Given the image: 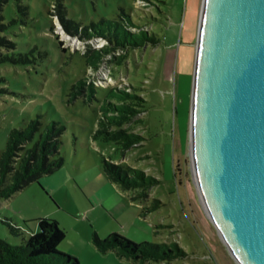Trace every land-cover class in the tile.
<instances>
[{
    "label": "rangeland",
    "instance_id": "374dc122",
    "mask_svg": "<svg viewBox=\"0 0 264 264\" xmlns=\"http://www.w3.org/2000/svg\"><path fill=\"white\" fill-rule=\"evenodd\" d=\"M58 1L9 0L3 7L9 28L0 36L16 46L5 47L0 42V152L6 148L12 128H26L38 117L41 130L30 147L51 123L65 127L59 137L64 165L38 183L26 185L28 191L15 196V205L39 207V202L27 195L35 189L43 204L56 210L58 205L64 206L54 216L61 218L59 227L66 228L69 238L75 232L68 220L84 236L91 232L94 238L97 233L100 240L115 232L140 243L176 242L188 255L171 264H238L208 217L192 172L190 113L202 0ZM19 4L27 7V15L20 12ZM122 12L161 39L157 45H145L128 54L122 66L109 62L113 82L98 89L96 98L101 99L110 86L131 83L145 96L147 112L141 114L145 121L135 131L147 140L123 156L113 142L92 139L99 101L70 100L72 84L90 77L93 71L84 57L88 45L79 26L99 23L103 17L118 19ZM74 24L78 34L73 32ZM124 26L131 25L124 22ZM99 45L101 42H93L94 47ZM26 53L29 62L13 60ZM103 158L139 167L159 179L161 183L153 186L149 195L165 205L142 217V206L130 204L132 192L115 186L121 193L115 194L109 186ZM40 184L50 194H44ZM3 217L34 227L33 220L16 215L11 207L0 210V237H9L12 241H7L13 245H19L20 238L12 236L1 221ZM79 220H84V228ZM93 238L95 251L76 247L82 253L80 258L75 256L81 264H135L114 253H103ZM82 251H87L86 256Z\"/></svg>",
    "mask_w": 264,
    "mask_h": 264
},
{
    "label": "water",
    "instance_id": "95a60500",
    "mask_svg": "<svg viewBox=\"0 0 264 264\" xmlns=\"http://www.w3.org/2000/svg\"><path fill=\"white\" fill-rule=\"evenodd\" d=\"M190 120L208 217L238 264H264V0H202Z\"/></svg>",
    "mask_w": 264,
    "mask_h": 264
},
{
    "label": "trees",
    "instance_id": "16d2710c",
    "mask_svg": "<svg viewBox=\"0 0 264 264\" xmlns=\"http://www.w3.org/2000/svg\"><path fill=\"white\" fill-rule=\"evenodd\" d=\"M8 1L0 0V35L9 28L3 15V7ZM18 8L21 13L27 15L26 6L19 4ZM61 13L64 17L65 13L63 11ZM118 19L103 17L99 23L79 26L82 39L87 41L88 48L84 57L90 69L97 71L109 56L111 63L122 66L128 54L145 45H157L161 41L155 33L144 29L143 25L134 22L131 16L124 12L119 14ZM124 22L135 27L136 30L133 31L131 26L125 27ZM72 29L78 34L79 29L76 24ZM94 39H102L105 44L101 47H93L91 42ZM0 42L5 47L16 46V43L9 41L5 36H0ZM18 56L17 59H13L15 62L24 64L30 61L28 53ZM98 89L100 88L89 76L82 78L72 84L70 100L83 97L85 102L92 103L97 99ZM97 100L99 101L98 122L91 133L93 140L113 142L116 152L121 154L144 144L147 139L143 134L135 131V127L145 121L141 114L147 112L145 96L141 94L139 88L131 83L110 86L105 96ZM41 122L38 117L28 122L26 128L15 127L10 130L6 148L0 152V200L8 199L32 182L38 183L40 178L53 174L64 165V159L59 152L61 145L59 137L65 127H57L59 122L48 125L34 145L29 146L36 133L41 130ZM103 161V170L108 179L120 189L133 192L132 202H142L141 216L145 217L154 211L157 212L165 205L161 200L156 197L151 198L149 195L150 189L161 183L159 179L139 167L129 166L124 162L117 164L106 158H103ZM1 221L8 227L12 236L20 238L17 240L21 243L13 245L0 237V264H81L77 257L59 249V245L66 237V231L59 227L56 219L39 218L38 230L32 234L28 232L25 224L18 225L9 217H3ZM93 240L100 251L106 252L112 249L120 256L138 264L152 262L171 264L176 259L188 255L176 242L140 243L118 233H111L103 240L95 234Z\"/></svg>",
    "mask_w": 264,
    "mask_h": 264
},
{
    "label": "crops",
    "instance_id": "0c3cea01",
    "mask_svg": "<svg viewBox=\"0 0 264 264\" xmlns=\"http://www.w3.org/2000/svg\"><path fill=\"white\" fill-rule=\"evenodd\" d=\"M131 151V150H130ZM129 150L127 151V152H130ZM121 154V153H120ZM121 156H123V154H121ZM51 175V174H50ZM45 177V176H44ZM111 181V180H110ZM30 185V184H29ZM40 186L42 187V191L44 192V194H50L49 192H47L46 191V189H44L43 188V186L40 184ZM109 186L112 188V190H114V193L115 194H118V193H120V192H118V191H116L117 189H116V187L115 186H117L116 184H114V182H110V184H109ZM118 187V186H117ZM119 188V187H118ZM28 190H26L25 188H23L20 192H18V193H15V194H13L11 197H9L8 199H2V200H0V210H3V209H5V207H11L12 209H13V211H14V213L16 214V215H19V216H21L23 219H25V220H27V221H31V220H33L34 222V227H28V225H27V223L25 224V226H26V228H27V230H28V232L30 233V234H32V233H34V232H36L37 230H38V224H37V222H38V219L39 218H45V217H52V218H55L56 219V221H58V224H60L61 223V218H59L58 216L56 217V216H54V213L55 212H57V211H60V210H62L63 208H64V206H62V204H61V207H60V205H58V207H57V210L56 209H54V208H51V207H49L48 205H46L45 203L43 204L42 203V201L38 198V194H37V192L35 191V189H31V190H29V192H28V196H32L33 197V199H36L38 202H39V204H40V206L39 207H36V208H29V206L27 205V204H25V203H22V204H17V206L15 205L16 203H17V200H15L16 198H15V196L18 194V195H23V194H25L26 192H27ZM51 193H52V195L54 196V192H52L51 190H49ZM20 193V194H19ZM121 194V193H120ZM133 192H132V196L131 197H133ZM151 195V194H150ZM17 197V196H16ZM99 197V196H98ZM131 197H130V204H133V203H136V204H139V206H142V208H143V204H142V202H139V201H137V202H132L131 201ZM57 200V199H56ZM58 201V200H57ZM104 202L106 203L107 202V200L105 199V200H103V201H101V204L102 205H105L104 204ZM57 205V204H56ZM59 215H61L64 219H65V216L64 215H62L61 213H59ZM60 216V217H61ZM143 217V216H142ZM146 217V216H145ZM62 218V219H63ZM81 222H84V220H79V223H81ZM91 223H93V222H91ZM68 224H69V227H70V230H71V232L72 233H74L75 232V235L74 236H72V237H70L69 238V234H68V232H67V230H66V228L64 229L65 231H66V237L64 238V240L61 242V244L59 245V249L61 250V252H65V253H69L70 255H73V256H77V257H81L82 256V253H80L78 250L79 249H76V247H78V246H80L81 247V245L83 246V250H87V247H89L92 251H95V249H94V247H93V241H92V238H93V234L91 233V232H87L86 234H85V236L83 235V234H81L80 233V230L79 229H77V227L76 226H73V225H71V222L68 220ZM80 225H82V223L80 224ZM82 228H84V226L82 225L81 226ZM3 232H4V230H3ZM96 232V231H95ZM115 233V232H114ZM97 234V233H96ZM98 234H100V232L98 231ZM111 233H109L108 235H107V237L110 235ZM113 234V233H112ZM101 235V234H100ZM6 238V240H10V238L9 237H7V236H5ZM99 237V236H98ZM106 237V238H107ZM67 238H68V241H67ZM10 241H12V240H10ZM14 242L16 241V239H14L13 240ZM79 247V248H80ZM83 252V254L86 256V252L87 251H82ZM103 253H114L116 256H118V257H120V258H126V257H122V256H120L119 254H117V252L116 251H114V250H112V249H110V250H108V251H106V252H103ZM127 259V258H126ZM127 260H129V261H132V260H130V259H127ZM133 263H135V264H138L137 262H134V261H132ZM154 262H152V263H150V264H153ZM154 264H165L164 262H162V263H154Z\"/></svg>",
    "mask_w": 264,
    "mask_h": 264
},
{
    "label": "built area",
    "instance_id": "2783aa9c",
    "mask_svg": "<svg viewBox=\"0 0 264 264\" xmlns=\"http://www.w3.org/2000/svg\"><path fill=\"white\" fill-rule=\"evenodd\" d=\"M94 41H97L98 43L101 42V45H99L98 47H101V46H103V44H105L104 40H102V39H94L91 43L93 44ZM109 58H110V56L102 63L101 67H99V69L97 71L93 70L91 75H90L91 81L97 87H100V86L105 87V85L113 82V78H112L111 72H110L111 66L109 65V62H110Z\"/></svg>",
    "mask_w": 264,
    "mask_h": 264
}]
</instances>
